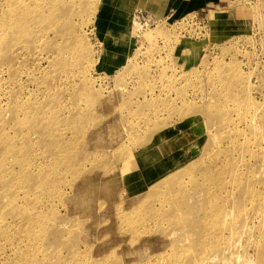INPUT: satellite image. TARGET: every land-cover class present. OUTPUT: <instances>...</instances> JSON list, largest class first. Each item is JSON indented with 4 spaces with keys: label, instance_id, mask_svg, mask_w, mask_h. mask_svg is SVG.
<instances>
[{
    "label": "rangeland",
    "instance_id": "obj_1",
    "mask_svg": "<svg viewBox=\"0 0 264 264\" xmlns=\"http://www.w3.org/2000/svg\"><path fill=\"white\" fill-rule=\"evenodd\" d=\"M0 12V264H264V0Z\"/></svg>",
    "mask_w": 264,
    "mask_h": 264
},
{
    "label": "bare ground",
    "instance_id": "obj_2",
    "mask_svg": "<svg viewBox=\"0 0 264 264\" xmlns=\"http://www.w3.org/2000/svg\"><path fill=\"white\" fill-rule=\"evenodd\" d=\"M24 5V4H23ZM13 7V6H12ZM15 7V6H14ZM23 7V6H22ZM10 8H11V6H10ZM9 8V9H10ZM21 8V7H20ZM50 8V10H51V8L53 9V8H59V5L57 4L56 5V1L55 2H52V3H49V4H44V5H41L40 3L39 4H37V5H35L34 6V10H44V9H49ZM8 9V10H9ZM14 10V9H13ZM37 10V11H38ZM54 10V9H53ZM56 10V9H55ZM20 11V10H19ZM7 12V11H6ZM27 12V11H26ZM30 12V11H29ZM33 12V11H32ZM31 12V13H32ZM1 13V12H0ZM3 13V12H2ZM1 13V14H2ZM8 13H9V11H8ZM13 13H15V12H13ZM25 13V12H24ZM33 14H35V13H33ZM2 16H5V14H2ZM2 16H0V22H1V24H2V26L4 25L5 26V28H6V25L8 26L7 28H9V29H7V30H4L3 28H2V26H0V28L1 29H3V31H11V32H6L5 34H4V36L6 35V37H7V35L9 34L10 35V37H19L21 34H24L28 29H30L31 28V24L29 23V20H27L28 22H26V23H24L23 21L24 20H26L27 19V17H25V18H23V20L22 19H14L13 21H11L9 18V20L11 21V23H12V25L10 26V22H7L8 20H4V17H2ZM9 16V15H8ZM23 16V15H22ZM25 16V15H24ZM7 17V16H6ZM11 17V16H10ZM14 17V16H13ZM31 18V17H30ZM16 21H17V23H16ZM0 24V25H1ZM16 24V25H15ZM1 32V31H0ZM3 34V33H2ZM1 38V37H0ZM4 39V38H3ZM5 40V39H4ZM6 42V41H5ZM3 43V42H2ZM1 44V43H0ZM27 48V47H26ZM42 50V49H41ZM39 53V52H38ZM53 56H55V55H53ZM57 56H58V54H57ZM51 57H52V54H51ZM56 57V56H55ZM48 58V57H47ZM49 60V59H48ZM29 107V106H28ZM20 108V107H19ZM22 108V107H21ZM23 108H24V106H23ZM35 108V107H34ZM39 109V108H38ZM37 109V110H38ZM42 109V108H41ZM41 111H43V110H41ZM33 112V111H32ZM38 112V111H37ZM253 112H255V111H253ZM23 113V112H22ZM29 113V112H28ZM253 115V117L252 118H254L255 119V117H254V114H252ZM256 116V115H255ZM257 118V117H256ZM248 119V118H247ZM250 119V118H249ZM249 119H248V121H249ZM253 119V120H254ZM36 120H37V118H36ZM246 120V119H245ZM256 120V119H255ZM39 121V120H38ZM247 121V120H246ZM255 122V121H254ZM247 123V122H246ZM251 123H253V121L251 122ZM250 123V124H251ZM255 125H259V124H257V123H254ZM249 125V124H248ZM260 126V125H259ZM254 127V126H253ZM256 128V127H255ZM260 129V128H259ZM165 133V132H164ZM163 136H167V134L166 135H163ZM170 136V135H169ZM168 136V137H169ZM177 137V136H176ZM162 140V139H161ZM175 141V140H174ZM177 144V143H176ZM179 144V143H178ZM177 144V145H178ZM172 145V144H171ZM176 145V146H177ZM7 147V146H6ZM175 149V148H174ZM5 156V155H4ZM9 156V155H8ZM11 157V156H10ZM2 159H4V158H2ZM13 162V161H12ZM16 162V161H15ZM18 162H19V160H18ZM3 163V162H2ZM6 165H10L9 163L8 164H6ZM241 165V164H240ZM225 166V165H224ZM228 167H230V166H228ZM233 167V166H232ZM225 167H223V169H224ZM158 169V168H157ZM234 169V168H233ZM232 169V170H233ZM238 169V168H237ZM237 169H234V170H237ZM243 169V168H242ZM233 170V171H234ZM229 171V170H228ZM239 171H242V170H239ZM12 172V171H11ZM235 173H238L237 171L235 172ZM239 173H241V172H239ZM216 174V173H215ZM215 174H213V175H215ZM19 175V174H18ZM232 176V175H231ZM215 177V176H214ZM165 178V177H164ZM216 178V177H215ZM230 178V177H229ZM233 178V177H232ZM226 179V178H225ZM235 179V178H234ZM1 180H3V179H1ZM212 180H214L213 179V176H212ZM222 180V179H221ZM215 181V180H214ZM224 182V181H223ZM222 182V183H223ZM227 182V181H226ZM235 182H237V180L235 181ZM233 183H234V181H233ZM240 184H241V182H240ZM234 187V186H233ZM251 191V190H250ZM251 195H254V197H256V196H259V195H261V192H258V191H254V194H252V193H250ZM220 209V208H219ZM227 209H228V207H227ZM232 213V212H231ZM227 218V217H226ZM226 221V220H225ZM230 247V246H229ZM229 247H227L226 249H229ZM226 249H224L223 251H225ZM215 257L217 256V255H214ZM215 257H212V258H215ZM210 260V259H209ZM227 264V263H226Z\"/></svg>",
    "mask_w": 264,
    "mask_h": 264
}]
</instances>
